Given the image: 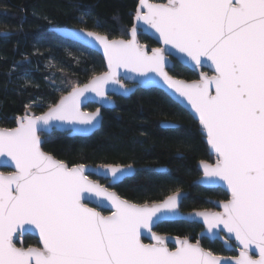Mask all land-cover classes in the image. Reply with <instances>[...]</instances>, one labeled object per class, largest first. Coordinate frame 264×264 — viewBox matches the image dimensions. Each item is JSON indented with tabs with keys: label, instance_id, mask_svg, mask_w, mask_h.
<instances>
[{
	"label": "snow or ice",
	"instance_id": "obj_1",
	"mask_svg": "<svg viewBox=\"0 0 264 264\" xmlns=\"http://www.w3.org/2000/svg\"><path fill=\"white\" fill-rule=\"evenodd\" d=\"M134 21L127 40L85 28L70 33L103 49L107 71L84 84L68 81L71 89L58 102L40 114L26 105L16 128L0 129V157L15 166L0 173V264H264V0H139ZM148 29L164 47L149 51L138 42V33ZM173 50L196 67L210 61L215 74L201 73L190 83L173 78L167 70ZM120 69L166 86L198 118L216 157L214 164L200 162L203 178L223 181L231 198L221 204L222 212L194 216L210 238L219 236L217 230L234 237L239 256L222 258L188 239L177 240L172 251L152 232L157 221L179 216V188L159 203H131L89 179L97 174L118 183L134 174L131 165L90 170L42 151L41 137L53 129L82 134L97 127L100 110L82 111V98L94 93L108 99L109 84L125 88ZM92 197L97 206L107 202L111 215L88 207L84 201ZM25 225L38 230L41 248L17 247L14 236L27 231ZM143 230L155 243L142 242Z\"/></svg>",
	"mask_w": 264,
	"mask_h": 264
},
{
	"label": "trees",
	"instance_id": "obj_2",
	"mask_svg": "<svg viewBox=\"0 0 264 264\" xmlns=\"http://www.w3.org/2000/svg\"><path fill=\"white\" fill-rule=\"evenodd\" d=\"M138 6V0H0V128H15L26 113V105L32 104L40 114L48 104L58 102L71 89L68 81L84 84L106 71L97 53L61 39L51 28H85L99 31L110 40L128 39ZM139 42L150 49L158 47L143 34ZM169 73L185 81L199 78L177 62ZM115 99L117 108L103 111L102 127L93 136L70 138L53 131L50 136L42 135L43 151L69 166L83 163L142 169L112 188L132 203H159L177 188L189 194L181 206L184 213L210 210V200H229L221 189L194 185L201 178L198 163H211L214 158L199 124L187 111L159 90H138L129 99ZM96 109L94 105L87 108ZM163 122L178 127L163 129ZM158 168L167 172L150 170ZM90 178L105 184L102 179ZM202 231L200 225L183 221L163 223L155 230L162 236L191 238L193 242ZM201 244L214 255H230L217 241L203 239ZM32 245L38 241L27 237L25 246Z\"/></svg>",
	"mask_w": 264,
	"mask_h": 264
},
{
	"label": "water",
	"instance_id": "obj_3",
	"mask_svg": "<svg viewBox=\"0 0 264 264\" xmlns=\"http://www.w3.org/2000/svg\"><path fill=\"white\" fill-rule=\"evenodd\" d=\"M149 2L150 3H157V2H154V0H149ZM161 4H163V3H161ZM79 30L80 29H73V28H66V27H63V28H51L50 29V31L52 33H55L61 39H64L66 41L78 44V45H80V46H82L84 48H87V49L92 50L95 53H97L103 59V61L105 63V66H106V71H107V61H106V59L104 57L103 49L100 48L98 45H95V44H92V45L85 44L83 41L76 39L75 35L70 34V33H74V34L78 35L79 34ZM141 34H143V35L149 37L150 39H152L158 45V47H160V48L164 47L163 44L158 40L157 35L153 32V30L148 29V30H144V31L139 32L138 35H137L138 42H139V36ZM128 39H130V35L129 34H128ZM115 40H120V39H115ZM125 40H127V39H125ZM146 48L149 51L151 50L149 47H146ZM173 53H174L173 55L168 57V60L170 61V67H169V69H167L168 71L172 70L174 68L175 63L177 62L178 64L182 65L183 67H185L188 70H190V71L194 72L195 74H197L199 78H200L201 73H204V74H206L208 76H212V75L215 74L214 73V69H212L211 66H210V63H211L210 61L206 62L203 67H196L192 62L187 61V58L181 59V54L175 53V50H173ZM149 75H152V74H149ZM120 77H121V83L124 84L125 88L128 89V91H125V88H121L119 84H109V85H107V97H108V99H102L100 97H97L94 93H86L85 97L82 98V103H81V110L82 111L88 112V113H92V112H95L97 109L100 110V113H101L100 123L97 125V127L95 129H93L92 131H90L88 133H82V134H73V133H69V132H65V131H58V130H55V129H53V131H56V132L62 133V134H67L68 137H70V138H75V137L89 138V137L93 136L97 131H99L101 129L102 123H103V111H113V110H115L117 108V104H116V99L115 98L129 99L138 90H159V91L163 92L174 103H176L182 109L187 111L189 113V115L199 124L198 118H196L195 114L190 111V106L187 105L186 101H182L181 98H178V96L174 95L172 93V91L170 89H168L166 86L161 87L158 84L145 83V81L147 80V77H142V76H139V75H137L135 73L126 72L124 69H120ZM173 78H175V77H173ZM155 79H158V78H155ZM175 79H178V78H175ZM178 80H181V79H178ZM182 81H185V80H182ZM185 82L190 83L192 81H185ZM90 105L96 106L97 109L95 111H88L87 108ZM166 125H171L173 127H168ZM17 126L18 125H17V122H16V127ZM161 127L163 129H176L178 126L174 125L172 123L163 122V123H161ZM199 127H200L201 134L204 137V142H205V144L208 147V151H209L210 156L213 157L216 160L215 154L212 152L210 146L207 144L206 136L203 134L200 124H199ZM0 129H3V128H0ZM41 139L44 141V139L42 137H41ZM43 145H44V143L42 144V147H43ZM42 151H43V149H42ZM3 161H6V162L5 163H0V173H3L5 175H7V174H10V173L15 171V166H14V164L11 162V160L9 158L0 157V162H3ZM214 163H215V161H214ZM86 167H88L90 170L99 168V167H93V166H86ZM121 167H127V166H121ZM132 169L134 170V174L127 176L126 178L122 179L118 183H111L110 178H105L103 175H97V174L89 175V179L93 180L90 177L94 176L96 178L108 181V184L107 185H103V186L107 187L109 189V191L115 192L118 196H120L116 191H114V190H112L110 188H113V187H116V186L122 184L125 180L133 178L138 171H142V169L137 170L133 166H132ZM3 170H7L8 172H3ZM150 170L153 171V172H157V173H166L167 172V169H162V168L150 169ZM163 170H166V172L163 171ZM198 170L201 173V178L198 181H196L194 183V185L200 186V187H202L204 189H207V190L221 189L222 191H224L228 195L229 199L231 198L230 197V192L227 189V185L223 181H218V180L217 181H205L204 178H203L202 170L200 168V163H198ZM93 181H95V180H93ZM95 182H97V181H95ZM197 182H200L199 185H198ZM97 183H99V182H97ZM89 195L90 194H87V193L85 194V196H89ZM188 196H189L188 193L182 192V199L179 202V206H178L179 216L178 217H167V218H164V219H161V220L157 221L153 225L152 232H154L156 235L162 237L165 240V243H166L168 248H169V245H172L176 249L177 240L188 239L191 243L195 244V243L199 242L200 245L202 246L201 241L203 239H207V240H209L212 243L216 242V241L221 243L226 251H228V252L235 251L238 254V256H239L241 248L238 245V242L235 241L234 237L229 239L228 233L226 231L217 230V231L220 232L219 236L210 238L209 234L207 233L206 226L203 224L202 220H200L199 218L194 216V213L198 212V211L186 212V213L181 211L182 203H183V201L185 199H187ZM122 199H124V198H122ZM209 202L211 204H213L216 207V209H217V211H210V212H222L223 211V209L221 207V204L223 202H217V201H213V200H210ZM84 203L88 207L95 208L102 215H104L102 213V211L108 213L105 216L111 215V207H110V205L107 204V202H104L103 206H97L96 198L92 197L91 199H86L84 201ZM204 211H209V210H204ZM179 221L187 222V223H190V224H198V225H200L203 228V231L199 234L197 242H192L191 238H178V237H172V236H162V235H160V234L155 232V230L158 228V226H160L163 223H173V222H179ZM24 227H25V229H28V230L24 231L22 229L21 231L17 232L15 234V236H14V242L16 243L17 247L27 248L23 244V239L26 236L30 235L33 238L38 240V243H39V246H40V247H32V248H41L42 247V242L40 240L38 230L34 229V227L29 226V225H25ZM143 232H144V234L141 236V240H142L143 243H145V244L155 243V241L151 238L152 237V233L151 232H147V230H143ZM175 249L173 251H175ZM206 251H209V250H206ZM251 254L253 255L254 258H258V250H256L255 248L252 249ZM220 257L228 258L226 256H220ZM233 258H235V257H233Z\"/></svg>",
	"mask_w": 264,
	"mask_h": 264
},
{
	"label": "flooded vegetation",
	"instance_id": "obj_4",
	"mask_svg": "<svg viewBox=\"0 0 264 264\" xmlns=\"http://www.w3.org/2000/svg\"><path fill=\"white\" fill-rule=\"evenodd\" d=\"M156 48H158V47H156ZM214 161H215V159L213 160V162H211V163H214ZM201 174V173H200ZM97 179H99V178H97ZM103 180V179H102ZM103 182H105V184H102V185H107L108 184V181H106V180H103ZM101 184V183H100ZM114 188V187H113ZM110 189H112V188H110ZM113 190V189H112ZM217 202H226V201H217ZM209 211H217V209H216V207L212 204L211 205V209L209 210ZM102 213L104 214V215H107L108 213H106V212H103L102 211ZM27 237H32V236H30V235H28V236H26L24 239H23V244H24V246H25V239L27 238ZM33 238V237H32ZM35 239V238H34ZM37 240V239H36ZM38 241V240H37ZM193 242V241H192ZM25 247H27V246H25ZM29 247H40L39 246V243H38V245H32V246H28L27 248H29ZM169 248H170V250H174L175 249V247H173L172 245H169ZM228 252V251H227ZM230 253V255L229 256H226V257H237L238 256V254L235 252V251H231V252H229Z\"/></svg>",
	"mask_w": 264,
	"mask_h": 264
}]
</instances>
